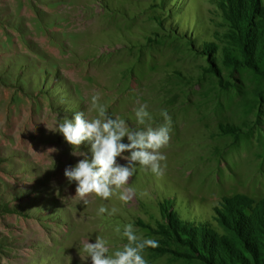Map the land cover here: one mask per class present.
<instances>
[{
    "label": "rangeland",
    "instance_id": "obj_1",
    "mask_svg": "<svg viewBox=\"0 0 264 264\" xmlns=\"http://www.w3.org/2000/svg\"><path fill=\"white\" fill-rule=\"evenodd\" d=\"M96 92L130 128L141 103L172 118L128 202L74 198L83 157L41 121L97 118ZM129 223L147 264H264V0H0V264H82L97 236L111 256Z\"/></svg>",
    "mask_w": 264,
    "mask_h": 264
},
{
    "label": "clouds",
    "instance_id": "obj_2",
    "mask_svg": "<svg viewBox=\"0 0 264 264\" xmlns=\"http://www.w3.org/2000/svg\"><path fill=\"white\" fill-rule=\"evenodd\" d=\"M99 99L98 92L91 97L92 107L98 113L95 119L89 120L84 112L79 111L74 113L73 119L66 117L54 125L41 120L47 131L63 136L72 148L71 155L83 157L75 165L66 166L63 174L69 185L75 183L74 198L84 205L89 203V194L94 193L107 200L113 195L114 189H123L120 199L130 201L131 189L126 185L135 174L137 163L157 177H163L167 168V157L161 149L169 144L172 131V118L168 111L161 109L164 123L153 127L148 105L141 103L135 109V117L137 125L143 128H130L124 119L109 116L107 107L98 103ZM31 130L35 132V126ZM124 138L127 142H124ZM84 143L90 145V156L89 152L80 150ZM49 149L57 151L55 148ZM118 158L126 163L121 164ZM105 212L108 209L104 206L98 210V214ZM115 212L113 208L108 214L113 215ZM115 231L119 233L121 229L117 227ZM123 237H126L127 243L111 256L107 255L109 247L101 237L97 236L94 243L87 238L82 240V251L86 255L77 250L80 261L86 264L90 258L91 264H147L143 256L145 249L159 246L155 239L139 237L131 223L124 226Z\"/></svg>",
    "mask_w": 264,
    "mask_h": 264
}]
</instances>
